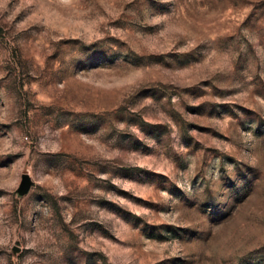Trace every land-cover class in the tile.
<instances>
[{
    "label": "rangeland",
    "instance_id": "374dc122",
    "mask_svg": "<svg viewBox=\"0 0 264 264\" xmlns=\"http://www.w3.org/2000/svg\"><path fill=\"white\" fill-rule=\"evenodd\" d=\"M0 264H264V0H0Z\"/></svg>",
    "mask_w": 264,
    "mask_h": 264
}]
</instances>
